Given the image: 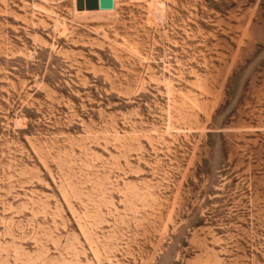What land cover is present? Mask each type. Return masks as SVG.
Wrapping results in <instances>:
<instances>
[{"label":"rangeland","instance_id":"obj_1","mask_svg":"<svg viewBox=\"0 0 264 264\" xmlns=\"http://www.w3.org/2000/svg\"><path fill=\"white\" fill-rule=\"evenodd\" d=\"M109 11L0 0V264H264V0Z\"/></svg>","mask_w":264,"mask_h":264},{"label":"water","instance_id":"obj_2","mask_svg":"<svg viewBox=\"0 0 264 264\" xmlns=\"http://www.w3.org/2000/svg\"><path fill=\"white\" fill-rule=\"evenodd\" d=\"M114 0H76L78 10L112 9Z\"/></svg>","mask_w":264,"mask_h":264},{"label":"bare ground","instance_id":"obj_3","mask_svg":"<svg viewBox=\"0 0 264 264\" xmlns=\"http://www.w3.org/2000/svg\"><path fill=\"white\" fill-rule=\"evenodd\" d=\"M158 3H159V2H158ZM115 4H116V0H115ZM160 4H161V2H160ZM160 4H158V5H160ZM158 5H157V6H158ZM161 5H162V4H161ZM161 7H163V6H161ZM113 8H114V7H113ZM113 8H112V9H113ZM96 10H97V11H101V12H104V11H106V12H110L109 10H111V9H100V10H99V9H96ZM160 10H161V9H160ZM157 13H158V12H157ZM157 13H156V14H157ZM161 13H162V12H161ZM160 16H161V15H160Z\"/></svg>","mask_w":264,"mask_h":264}]
</instances>
